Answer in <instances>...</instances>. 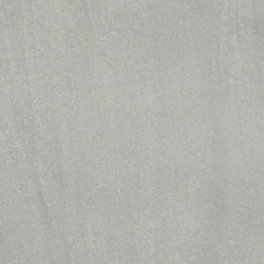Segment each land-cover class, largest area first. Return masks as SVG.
Wrapping results in <instances>:
<instances>
[{
  "label": "water",
  "instance_id": "water-1",
  "mask_svg": "<svg viewBox=\"0 0 264 264\" xmlns=\"http://www.w3.org/2000/svg\"><path fill=\"white\" fill-rule=\"evenodd\" d=\"M0 264H264V0H0Z\"/></svg>",
  "mask_w": 264,
  "mask_h": 264
}]
</instances>
